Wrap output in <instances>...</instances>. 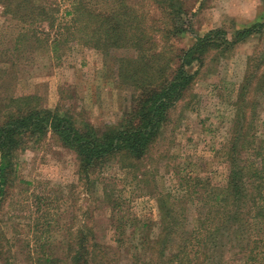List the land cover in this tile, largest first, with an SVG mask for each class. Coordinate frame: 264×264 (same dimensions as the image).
Segmentation results:
<instances>
[{"label":"trees","instance_id":"obj_1","mask_svg":"<svg viewBox=\"0 0 264 264\" xmlns=\"http://www.w3.org/2000/svg\"><path fill=\"white\" fill-rule=\"evenodd\" d=\"M145 2L71 0L59 17L60 8L47 6L44 0H0L5 16L23 25L16 38L18 52L23 45L33 48V43L43 42V47L50 43L57 53L71 41L105 58L114 51H132L113 61L120 84L132 90L129 106L114 124L95 126L67 109L44 106L35 94L7 100L0 110V213L18 179V156L32 142L55 136L76 154L78 180L89 189L102 166L115 160L128 168L149 154L172 111L191 95L210 56H222L264 32V23L256 22L238 30L233 40L226 30H218L199 37L189 48L178 47L188 32L186 2ZM261 62L259 69L264 59ZM196 63L198 69L189 72L188 67ZM261 77L257 89L264 91V71ZM252 81L253 73L248 71L236 102L234 132L224 151L227 181L206 188L192 218L182 207L184 199L167 194L158 199L157 233L150 223L113 216L115 247L100 243L93 229L80 226L73 234L68 261L32 251L30 255H37L31 258L33 264H264V140L255 147L257 137L250 134ZM0 264H14L1 227Z\"/></svg>","mask_w":264,"mask_h":264},{"label":"rangeland","instance_id":"obj_2","mask_svg":"<svg viewBox=\"0 0 264 264\" xmlns=\"http://www.w3.org/2000/svg\"><path fill=\"white\" fill-rule=\"evenodd\" d=\"M184 1L188 32L178 47L189 48L199 37L218 30H226L233 40L238 30L264 23L262 0ZM44 2L59 7L58 16L63 17L71 0ZM22 31L23 25L6 17L0 7V110L12 96L35 94L44 106L67 109L98 127L121 118L132 90L120 84L113 61L132 55L131 50L114 51L105 58L71 41L57 53L50 43L43 47V42L33 43V48L23 45L18 52L16 38ZM263 59L264 32L222 56H210L191 95L172 111L149 154L128 168L115 160L102 166L89 189L78 180L76 154L55 136L32 142L18 156V179L0 213V227L14 264H33L31 258L37 255H30L32 251L68 261L73 234L80 226L93 229L100 243L115 247L113 216L150 223L151 231L157 233L158 199L167 194L184 199L182 207L192 218L206 190L227 181L224 151L234 132L236 102L248 71L253 73L248 99L254 104L253 110V106L248 109V118L254 121L250 134L257 137L255 147L264 140V91L257 89ZM197 69V63L188 67L189 72ZM127 230L131 232L132 227Z\"/></svg>","mask_w":264,"mask_h":264}]
</instances>
